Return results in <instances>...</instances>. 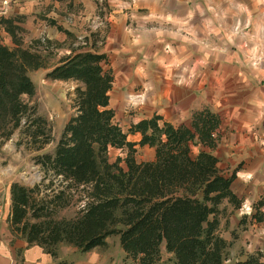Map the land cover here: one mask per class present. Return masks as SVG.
Masks as SVG:
<instances>
[{"label": "trees", "instance_id": "16d2710c", "mask_svg": "<svg viewBox=\"0 0 264 264\" xmlns=\"http://www.w3.org/2000/svg\"><path fill=\"white\" fill-rule=\"evenodd\" d=\"M99 40L92 33L84 40L89 48H74L46 74L51 81L77 83L74 114L54 153L34 159L41 181L32 188L13 183L12 231L52 256L61 243L89 252L117 235L137 264H167L163 248L172 264H225L229 243L219 234L220 207L240 210L244 200L232 188L236 171L223 172L213 153L220 118L203 110L189 125L174 126L156 115L125 132L110 108L114 75L108 55L97 50ZM28 68L48 69L41 54H19L0 41V128L7 139L19 131L20 144L40 152L52 143L53 127L30 101L36 86ZM130 135L140 136L139 142L129 141ZM137 146L154 149V159L137 162ZM111 148L127 152L118 160L126 169L109 161ZM72 208L73 218L61 216ZM247 220L264 227V194ZM234 264H264V252Z\"/></svg>", "mask_w": 264, "mask_h": 264}, {"label": "crops", "instance_id": "0c3cea01", "mask_svg": "<svg viewBox=\"0 0 264 264\" xmlns=\"http://www.w3.org/2000/svg\"><path fill=\"white\" fill-rule=\"evenodd\" d=\"M98 1L112 9L107 40L97 43L109 57L112 93L145 98L147 115L134 124L159 115L189 125L194 113L210 110L221 121L214 155L224 148L236 171L234 193L244 198L236 183L245 193L261 189L257 200L264 194V0ZM6 183L0 178V263L11 233L14 182Z\"/></svg>", "mask_w": 264, "mask_h": 264}, {"label": "rangeland", "instance_id": "374dc122", "mask_svg": "<svg viewBox=\"0 0 264 264\" xmlns=\"http://www.w3.org/2000/svg\"><path fill=\"white\" fill-rule=\"evenodd\" d=\"M125 2L128 3L129 0ZM93 3L98 10L89 15L87 0H0V41L19 54L23 49H31L41 54L48 68H28L27 72L36 86L35 96L30 101L37 105L39 115L46 118L53 127L52 143L40 152L20 144L22 141L19 131L7 139L3 128H0V178L7 182L5 188L11 182L32 188L41 181L42 173L34 159L41 154L54 153L66 123L74 114L72 104L77 83L51 81L46 79V74L74 48H89L84 40L90 38L92 33L100 38L99 47L104 45L112 9L104 1L94 0ZM52 21L56 25L52 24ZM58 26L72 35L59 31ZM140 97L136 99L127 95L121 98L119 94L112 93V104L117 114L115 120L125 132H128L139 118L147 115L145 98ZM24 99L29 100L28 97ZM128 139L131 142L140 140L133 135ZM126 156L127 152L120 148H111L109 151V161L124 169L125 161L118 160H124ZM154 156L155 151L150 147L137 146V162L150 161ZM218 157L222 163L221 170L226 174L232 173L234 166L227 162L228 156L225 155L223 147L219 150ZM235 189L243 194L242 208L234 211L227 203L220 207L219 234L229 243L225 264H234L246 260L250 254L264 252V227L253 224L250 220L244 221L246 216L251 215L252 203L256 201L261 189L245 193L244 186L239 183H236ZM3 192L2 190L0 206L5 210ZM75 211V208L66 210L61 216L73 218ZM10 230L4 250V256L7 257H3L0 264H137L127 258L117 235L109 237L107 245L102 249L96 248L89 252L61 243L57 247L56 256H52L44 247L29 245L22 236L12 231L11 226ZM162 252V261L172 264L168 261L172 255L168 254L165 248Z\"/></svg>", "mask_w": 264, "mask_h": 264}, {"label": "built area", "instance_id": "2783aa9c", "mask_svg": "<svg viewBox=\"0 0 264 264\" xmlns=\"http://www.w3.org/2000/svg\"><path fill=\"white\" fill-rule=\"evenodd\" d=\"M4 215H5L4 208L0 206V224L4 221V217H5Z\"/></svg>", "mask_w": 264, "mask_h": 264}, {"label": "water", "instance_id": "95a60500", "mask_svg": "<svg viewBox=\"0 0 264 264\" xmlns=\"http://www.w3.org/2000/svg\"><path fill=\"white\" fill-rule=\"evenodd\" d=\"M41 179V178H40Z\"/></svg>", "mask_w": 264, "mask_h": 264}]
</instances>
